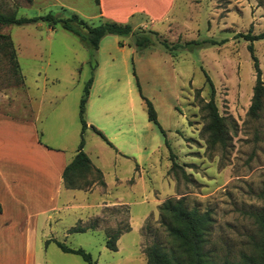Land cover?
<instances>
[{"label":"crops","instance_id":"0c3cea01","mask_svg":"<svg viewBox=\"0 0 264 264\" xmlns=\"http://www.w3.org/2000/svg\"><path fill=\"white\" fill-rule=\"evenodd\" d=\"M175 2L176 0H21L12 12L17 17L26 18L45 15L68 17L76 14L91 25H97L101 21L130 24L133 30L140 27L146 31H154L175 43L184 31L194 29L181 28V17L176 13L170 16ZM0 6L4 12H8L1 2ZM40 22L44 21L6 25L1 29L13 42L22 79L20 82L0 84V264H42L40 246H57L55 241L60 242L56 236L57 223H61L69 214L73 215V220L64 233L76 225L87 228L85 231L103 230L102 225L91 227L88 224L92 218L101 215L100 205L103 201L108 203V208L126 207L129 213V231L135 229L139 235L151 212L145 214L140 221H135L133 226L129 203L121 196H114V187L125 182L133 185L136 176L142 179L147 170L156 171L161 166V160L165 161L168 154L165 138L171 148L173 144L174 147H183V135L193 138L186 119V115L193 111L188 109L184 92L187 89L203 88V94L208 93L204 90L205 84H193L194 76L200 70V62H189L188 53L192 50L182 47L172 50L182 51L187 55L181 53L182 60H178L172 54L174 52L160 44H153L137 53L123 40L120 45L121 36H104L98 48L93 50L96 62L84 108L86 128L83 132L82 149L91 163L101 171L104 186H94L89 191L65 188L62 172L77 152L76 135H80L81 123L80 130H77L72 117L74 105L67 111L68 114L56 111L54 103L57 105L60 95H48V101L43 96L46 92V77H43L39 86L36 85V92L30 91L20 64L21 55L27 57L31 54L32 60H39L41 55L50 54V48L39 45L40 33L26 27L35 24L36 28H41ZM49 31L52 28L48 24L42 31L47 41L52 37L48 34ZM27 35L34 45L29 51L24 44ZM130 59L134 60L143 96L152 102L165 136L148 120L146 106L143 108L141 105L144 101L139 96V91H136V79L131 75ZM143 81L149 86L146 90ZM37 90H40V94ZM47 102L49 112H45ZM186 110H189L187 114ZM41 116L50 117L48 128L51 130L47 136L44 134V127L40 128L37 124ZM92 127L99 130L111 145ZM66 128H71L73 137L60 134ZM163 147L165 151H162ZM105 153L108 154V160L105 159ZM164 166L166 171L170 165L165 161ZM94 194L99 197L91 200L90 196ZM152 194L154 195L153 192ZM151 200L154 207L159 205L155 197ZM111 226L114 227L115 224ZM125 233L116 243L117 250Z\"/></svg>","mask_w":264,"mask_h":264},{"label":"rangeland","instance_id":"374dc122","mask_svg":"<svg viewBox=\"0 0 264 264\" xmlns=\"http://www.w3.org/2000/svg\"><path fill=\"white\" fill-rule=\"evenodd\" d=\"M20 1L0 0L2 6L8 9V13H11ZM173 9L170 16L176 13L181 17V28L194 27L193 31H184L176 42L213 40L219 43L206 42L199 46L184 47L192 50L188 53L190 63H196L198 60L200 62V70L195 74L193 84H205L204 90L208 92L207 95L203 94V88L185 90V102L188 109L193 111L190 113L186 110V114L189 112L186 119L193 132V138L181 135L184 140L182 148L174 147V144L171 148L168 143L176 157L175 161L184 168L187 178L179 169L169 170L171 161L166 147L168 154L165 161L170 165L166 171L165 161L162 159L161 166L156 171L147 170L142 176L143 180L136 176L133 185L125 182L114 187V196H121L129 203L133 226L135 221H140L145 214L151 212L139 235L135 229L129 231L128 209L124 206L108 208L106 201L100 205L101 215L88 222L91 227L102 225L103 230L70 232L69 228L67 233H64L73 220L71 214L61 223H57V239L69 248L84 249L91 254L96 264H144V250L149 245L159 244L166 249L170 248L171 242L165 230V223L160 219L158 211V206L167 197L181 198L188 209L195 208L199 212L209 214L211 223L206 235V250L209 251L210 259L215 262L219 263L224 258L237 259L240 253H248L252 242L258 237V227L251 213L264 214V99L258 116L249 117L247 110L255 76L247 50L249 42L237 35L249 31L252 34L264 32V0H176ZM40 23L41 28H36L35 24L26 27L40 33L39 45L50 48V54L41 55L39 60H32L31 54L27 57L21 55L20 64L25 83L30 91L36 92V85L39 86L43 77H46V92L43 96L48 101V95H60L57 105L54 103V106L56 111L60 114L63 112V115L68 114L67 111L74 105L72 117L77 130H80L79 102L86 82L92 79L95 54L59 24L51 27L52 31L48 34L52 37L47 41L42 31L48 23ZM135 31L146 29L136 27ZM151 37L155 46L160 44L158 39L167 40L159 34L156 37L151 34ZM122 40L137 53L145 49L135 46L133 35L121 36L120 45L123 44ZM24 44L28 51L34 46L29 35L26 36ZM253 45L264 82V39L254 41ZM171 52H174L172 54L178 60H182V54L187 56L182 51ZM6 57L0 53V84L19 82V77L13 75ZM130 70L131 75L135 76L136 91H139L141 97L144 94L136 76L133 59H130ZM204 72L214 84V98L219 113L226 118L227 138L224 144H207L208 134L204 128L208 118L203 104L210 98V87L205 83ZM143 86L145 90L149 88L146 81H143ZM40 90H37L38 94ZM141 105L145 107L144 102ZM46 106L48 107V102ZM49 111L48 107L45 112ZM48 123L50 117L47 116H41L37 122L40 128L44 127L46 136L51 130ZM60 134L73 137L71 128H66ZM76 138L77 143L74 141L78 144L80 135H76ZM162 151H165L164 147ZM104 155L108 160V154ZM90 177L93 180L96 178L93 174H90ZM94 186L101 185L95 181L91 187L83 190L89 191ZM98 197V194H94L90 199ZM152 197L158 200L157 207H154ZM113 223L114 227L111 226ZM116 231H119V236L115 244L123 233L129 232L121 237L117 245L118 250L112 251L105 248V241L107 236ZM40 253L42 264H87L80 256L65 253L55 244H43L40 246Z\"/></svg>","mask_w":264,"mask_h":264},{"label":"trees","instance_id":"16d2710c","mask_svg":"<svg viewBox=\"0 0 264 264\" xmlns=\"http://www.w3.org/2000/svg\"><path fill=\"white\" fill-rule=\"evenodd\" d=\"M45 21L51 27L59 24L63 29L69 31L87 47L96 50L99 46L100 40L106 35L117 36H134V43L138 49L147 48L154 44L151 34L158 36L154 31H135L130 24H119L111 21H101L97 25H91L84 19H81L76 14H71L68 17H53L51 15L39 17H17L14 12H4L0 6V53L3 54L11 66L13 75L19 77V82L22 79L19 65L17 63L15 49L13 42L8 34L1 32L3 26L8 25H23L33 23L36 21ZM238 37L247 40V50L249 51L254 70V85L252 87V96L250 105L247 110V115L256 118L261 111L264 99V82L262 80V70L259 65L258 57L255 54L253 42L264 39V32L252 34L250 31L242 34L238 33ZM160 45L165 49L172 51L179 47L199 46L200 44L210 42V44L217 43L213 40L199 42L198 40H189L184 43H171L165 39H158ZM219 44V43H217ZM206 83L210 87V98L204 102L203 108L207 111V124L204 128L208 134L207 144L216 145L224 144L227 138L226 118L223 117L218 110L215 102V88L212 80L204 72ZM91 79L86 82L83 89V95L79 102V121L81 123L80 140L77 147V152L73 159L64 167L62 172V179L65 188L70 189H87L91 187L95 181L101 186H104L102 173L90 161L87 154L82 150L84 145L83 132L86 128L84 119L85 102L88 95ZM138 85V82H137ZM199 92V91H198ZM145 106L148 120L153 122L161 131L163 136L165 132L160 127L156 110L150 100L141 95ZM93 130L100 135L107 144L111 143L104 137V135L92 127ZM165 145L169 151V159L171 166L169 170L179 169L181 174L187 178V174L182 166L175 161V155L171 152L170 146L165 138ZM90 174L95 175V180L90 177ZM264 197V189L262 191ZM158 211L160 219L165 223V230L171 242V247L166 249L159 244H152L144 250L145 264H264V214L251 213L254 221L258 227V237L251 244L248 253L242 252L237 259L224 258L221 262H215L210 259L209 251L206 250L207 233L211 223L209 214L207 212H199L197 209H188L184 200L170 197L165 199L159 206ZM87 228L75 226L70 229V232L85 231ZM119 236V231H116L106 237L105 246L107 249L116 251V239ZM61 251L80 256L87 264H96L90 253L82 248H69L59 241H55Z\"/></svg>","mask_w":264,"mask_h":264}]
</instances>
